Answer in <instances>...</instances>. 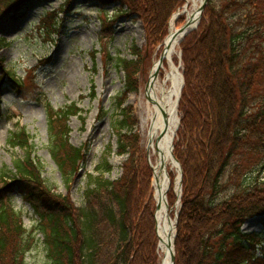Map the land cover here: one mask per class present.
<instances>
[{
  "label": "trees",
  "instance_id": "trees-1",
  "mask_svg": "<svg viewBox=\"0 0 264 264\" xmlns=\"http://www.w3.org/2000/svg\"><path fill=\"white\" fill-rule=\"evenodd\" d=\"M32 1L0 0V17H13ZM98 1L102 8L120 4L122 12L140 19L152 35L159 24L166 30L169 18L183 3ZM180 48L185 87L179 104L181 137L174 154L184 178L175 264H254L261 259L254 252L263 249L264 234L245 233L242 226L264 215V0H209L197 30L184 38ZM133 51L135 60L117 61L126 75L127 95L136 92L134 72L141 60L138 48ZM7 74L14 85L22 86ZM2 83L0 77V88ZM117 106L123 117L113 127L116 154L129 155L136 144L126 135L131 115L121 103ZM80 114L76 103L49 112L48 149L67 185L73 168L85 156L82 148L70 143L69 121ZM9 146L26 151L24 158L15 161L12 184L33 180L40 195L46 188L37 182L41 168L29 135L17 129L9 137ZM110 154L111 148L88 176L82 207L52 194L58 206L48 207L32 231L14 209L0 205V264H28L37 233L43 236L46 264H158L154 215H148L154 202L144 204L152 199V170L144 158L141 176L136 171L138 160L131 158L123 175L111 180L106 177L112 171ZM173 188L170 197L174 198ZM40 198L46 201L43 194ZM52 198L45 203L55 202Z\"/></svg>",
  "mask_w": 264,
  "mask_h": 264
},
{
  "label": "rangeland",
  "instance_id": "rangeland-1",
  "mask_svg": "<svg viewBox=\"0 0 264 264\" xmlns=\"http://www.w3.org/2000/svg\"><path fill=\"white\" fill-rule=\"evenodd\" d=\"M186 8L192 9L193 3L188 4L183 0L181 7L169 18L166 30L163 26L159 27L160 24L155 27L156 35L149 34L140 19L122 12L120 4L102 8L98 0H33L13 17L1 15L0 77L3 83L0 88V205L10 211L14 209L28 231L38 225L41 214L48 207L54 204L58 206L56 202L59 201H55L50 196L52 194L59 196L60 200H68L75 207L84 205L87 178L94 174L96 166L109 148L111 154L108 160L112 171L106 177L119 179L123 175L125 163L131 158L138 160V164L135 163L136 171L140 170L141 176L144 174L142 164L145 161L149 163V141L142 134V118L149 115L148 86L164 54L166 40L171 34V21L180 13L175 26L177 30L184 27L188 21ZM101 9H105V12H101ZM180 45L173 62L183 78L184 89L185 69ZM133 47L138 48L141 60L134 72L133 85L136 92L127 95L126 75L118 67L117 61L135 60ZM163 64L157 74L161 84H164L170 70L165 59ZM7 73L16 76L23 86L14 85ZM72 103H76L82 113L80 117H72L69 121L70 143L73 147L84 149L85 156L81 165L73 168L71 183L67 185L66 178L52 160L48 149L49 112L52 109H64ZM120 103L131 115L129 124L132 125L126 135L132 138L133 143L136 141L135 147L129 149V155L123 156L116 154L118 138L113 128L116 126L115 121L123 117L117 109ZM178 117L181 120L179 107ZM179 126L180 130V122ZM21 128L29 135L35 159L40 163L41 174L36 172V176H39L37 182L41 188L44 186L46 189L38 192L44 195L46 201L52 198L55 202H49L51 204L43 202L35 192L37 184L31 182L33 180L29 184H12L15 161L24 158L26 151L12 149L9 137ZM178 129L174 139V153L181 137ZM177 161L181 167L183 187L184 171L181 162ZM168 167V179L174 187V198L170 197V189L166 195L168 214L176 222L179 220L176 214L180 207L175 194L179 173L170 165ZM67 173L70 172L67 170ZM153 176L150 193L152 199L148 198L144 204L151 205L153 200L154 206L149 209L148 215H154L157 230ZM140 185L143 186L142 183ZM175 230L177 234V225ZM242 231L264 234V215L248 219ZM37 234V243L26 259L28 264L47 262L43 236ZM158 247L159 243L157 252ZM262 248H255L254 253L261 259L254 264H264V242Z\"/></svg>",
  "mask_w": 264,
  "mask_h": 264
},
{
  "label": "bare ground",
  "instance_id": "bare-ground-1",
  "mask_svg": "<svg viewBox=\"0 0 264 264\" xmlns=\"http://www.w3.org/2000/svg\"><path fill=\"white\" fill-rule=\"evenodd\" d=\"M188 4L193 3V8H186L185 13L188 20L194 22L198 19V11L202 0H186ZM180 13L175 15L171 21V34L166 40L167 51L165 62L169 63L170 70L164 84L158 78L153 77L148 86L147 99L149 102V115L142 118V134L148 138V159L154 172L155 198L159 202L156 213L158 229L159 264H172L173 240L175 237V220L170 218L166 209V191L168 187V166L178 171L176 182V195L179 198V165L173 157V147L176 132L179 126L178 100L182 88V78L174 65L173 59L177 54V47L181 36L173 38L177 31L175 26ZM196 26V25H195ZM164 65V64H163ZM157 67V66H156ZM157 68L154 69V72ZM170 84V85H169Z\"/></svg>",
  "mask_w": 264,
  "mask_h": 264
},
{
  "label": "water",
  "instance_id": "water-1",
  "mask_svg": "<svg viewBox=\"0 0 264 264\" xmlns=\"http://www.w3.org/2000/svg\"><path fill=\"white\" fill-rule=\"evenodd\" d=\"M207 3H208V0H202V3L200 5L199 11H198L199 16H198L197 21L193 23V21L188 20L184 27H182L181 29H179V30H177L175 32V34L173 35V38L181 36V41H182L190 32H192L193 30H195L198 27V25L200 23V20H201V17H202V14H203V12L205 10V7H206ZM167 47L168 46L165 45L164 54L161 57L160 61L158 62L157 70H156V73L154 75L155 78H157V74H158L160 68L163 65V62H164V59H165V54H166V51H167ZM183 86H184V83L182 82V88H183ZM173 157H174V160L178 163L176 157L174 155H173ZM170 186H171V183L169 181V189H170ZM179 192H180V197H181V193H182V173H180ZM158 208H159V202L157 203V209ZM166 209H167V211H169V204H168L167 200H166ZM177 223H178V220L176 221V225H177ZM175 240H176V234H175V237H174V240H173L172 264H175V260H176V256H175V244H176V242H175Z\"/></svg>",
  "mask_w": 264,
  "mask_h": 264
}]
</instances>
